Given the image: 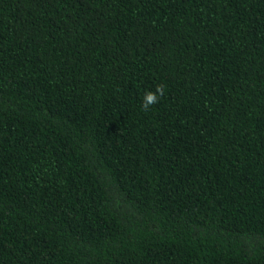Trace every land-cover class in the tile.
Listing matches in <instances>:
<instances>
[{"label":"trees","instance_id":"trees-1","mask_svg":"<svg viewBox=\"0 0 264 264\" xmlns=\"http://www.w3.org/2000/svg\"><path fill=\"white\" fill-rule=\"evenodd\" d=\"M0 264H264V0H0Z\"/></svg>","mask_w":264,"mask_h":264},{"label":"clouds","instance_id":"clouds-1","mask_svg":"<svg viewBox=\"0 0 264 264\" xmlns=\"http://www.w3.org/2000/svg\"><path fill=\"white\" fill-rule=\"evenodd\" d=\"M159 95H162V90L160 88H157L155 92H146L143 97V108L148 110L152 105L156 104L158 102Z\"/></svg>","mask_w":264,"mask_h":264}]
</instances>
